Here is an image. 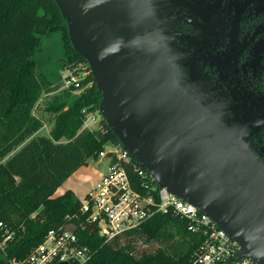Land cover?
Instances as JSON below:
<instances>
[{
    "label": "water",
    "instance_id": "water-1",
    "mask_svg": "<svg viewBox=\"0 0 264 264\" xmlns=\"http://www.w3.org/2000/svg\"><path fill=\"white\" fill-rule=\"evenodd\" d=\"M53 1L122 150L233 240L234 258L264 264V161L223 124L219 105L183 82L162 0Z\"/></svg>",
    "mask_w": 264,
    "mask_h": 264
},
{
    "label": "trees",
    "instance_id": "trees-1",
    "mask_svg": "<svg viewBox=\"0 0 264 264\" xmlns=\"http://www.w3.org/2000/svg\"><path fill=\"white\" fill-rule=\"evenodd\" d=\"M55 31L61 34L66 67L80 74L78 64L84 65L80 79L84 90L69 107L64 102L45 103L43 112L52 115L54 122L48 135L36 136L43 123L34 110L47 81L37 75L32 56L40 50L41 38ZM100 101L88 66L70 45L54 1L0 0V223L13 234L0 253V264L24 259L67 216L78 225L79 244L89 251L83 264H192L204 233L202 229L190 232L187 222L171 213L155 215L139 228L105 242L97 232L79 226L83 221L80 200L72 192L53 197L73 173L90 159L97 160L105 142L119 143L102 119L107 135L82 130V111H97ZM137 243L155 249L139 251Z\"/></svg>",
    "mask_w": 264,
    "mask_h": 264
},
{
    "label": "flooded vegetation",
    "instance_id": "flooded-vegetation-1",
    "mask_svg": "<svg viewBox=\"0 0 264 264\" xmlns=\"http://www.w3.org/2000/svg\"><path fill=\"white\" fill-rule=\"evenodd\" d=\"M158 5V3H157ZM183 82L264 161V0H162Z\"/></svg>",
    "mask_w": 264,
    "mask_h": 264
},
{
    "label": "built area",
    "instance_id": "built-area-1",
    "mask_svg": "<svg viewBox=\"0 0 264 264\" xmlns=\"http://www.w3.org/2000/svg\"><path fill=\"white\" fill-rule=\"evenodd\" d=\"M65 79V89H80V79L84 75L69 69ZM82 130L93 132L99 113L83 110ZM109 145V146H108ZM103 146L98 153L97 163H104L106 169L100 174L98 182L80 200L79 213L83 221L81 229L94 228L100 238L109 242L139 228L155 215L171 213L187 222V229L195 232L202 229L204 241L196 250L192 264H254L246 258H234L238 245L223 231L218 229L205 214L194 206L178 199L166 189L159 188L153 178L133 160L120 144ZM111 149V150H107ZM73 217L64 218V223L47 231L43 240L28 255L19 261L8 264H65L75 260L83 264L89 257L86 247L79 244L76 233L65 232ZM0 253L5 244L13 237L9 229L0 223ZM4 258V254H3Z\"/></svg>",
    "mask_w": 264,
    "mask_h": 264
},
{
    "label": "rangeland",
    "instance_id": "rangeland-1",
    "mask_svg": "<svg viewBox=\"0 0 264 264\" xmlns=\"http://www.w3.org/2000/svg\"><path fill=\"white\" fill-rule=\"evenodd\" d=\"M35 61V69L38 76H43L47 82H45V91L41 96V100L34 110V116L39 118L43 127L38 131L36 136H46L53 125V116L43 112L45 103L57 104L66 103V107H69L73 100L76 99L77 95L84 90V87L71 91V89H65V77L69 74V70L66 67V61L62 62L64 58V49L61 40V34L59 31L50 33L49 35L41 38L40 50L36 51L33 56ZM80 69V75H84V65L78 64ZM87 72V71H86ZM93 111V113H97ZM100 117V116H99ZM101 117L99 118V120ZM93 132H98L100 134L107 135V129L98 121L96 126H91ZM90 132V131H89ZM90 132V133H93ZM111 144L110 142H105V145ZM118 146L119 143H116ZM109 146V145H108ZM106 169L104 163H97L95 160L90 159L87 165L81 168V170L73 177V182L78 189L89 188L92 185L91 178H94L95 173H102ZM81 200V199H80ZM139 251L151 252L155 249V246H144L143 244H136Z\"/></svg>",
    "mask_w": 264,
    "mask_h": 264
},
{
    "label": "crops",
    "instance_id": "crops-1",
    "mask_svg": "<svg viewBox=\"0 0 264 264\" xmlns=\"http://www.w3.org/2000/svg\"><path fill=\"white\" fill-rule=\"evenodd\" d=\"M81 168H83V167H81ZM81 168L79 170H77L75 173H73L65 182H63V184H61V186L56 190L53 197L61 196L66 191H70V192H72V194L74 195V197L77 200H80L94 187V185L98 182L101 173H95L94 178H91V180L95 181V182H92V185L89 188L78 189L75 186V184L73 182V177L81 170Z\"/></svg>",
    "mask_w": 264,
    "mask_h": 264
},
{
    "label": "bare ground",
    "instance_id": "bare-ground-1",
    "mask_svg": "<svg viewBox=\"0 0 264 264\" xmlns=\"http://www.w3.org/2000/svg\"><path fill=\"white\" fill-rule=\"evenodd\" d=\"M66 226V225H65ZM91 229V228H90ZM95 232V231H94ZM76 233V232H75Z\"/></svg>",
    "mask_w": 264,
    "mask_h": 264
}]
</instances>
